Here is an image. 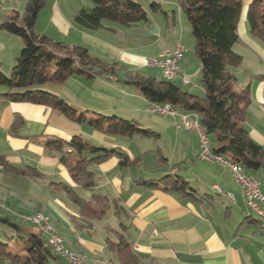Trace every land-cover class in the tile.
I'll use <instances>...</instances> for the list:
<instances>
[{
	"label": "crops",
	"instance_id": "crops-1",
	"mask_svg": "<svg viewBox=\"0 0 264 264\" xmlns=\"http://www.w3.org/2000/svg\"><path fill=\"white\" fill-rule=\"evenodd\" d=\"M66 1L68 3L65 6ZM135 1L139 3L138 0ZM239 1L241 8L237 24L238 41L243 38L251 43L261 55H264L262 40L260 39V42L258 37L250 32L247 22L248 8L253 0ZM24 2L26 4L27 0L2 1L1 9L7 12L3 21H6L7 17L14 12L21 14L18 7ZM79 4L77 0H46L45 6L38 14L34 31L54 41L64 42L69 49L74 46H83L93 56L108 62L121 63L116 65V71L110 77L96 75L92 79L100 77L110 83H126L124 81L125 73H137L136 70L147 65L146 58L140 54L122 51L113 43L96 35L95 32H91L90 29L76 24L74 15L80 8ZM67 7L70 8L66 9ZM162 13L166 12L162 11ZM98 29L92 31H98ZM1 30L4 31V29ZM0 45H3L2 41H0ZM229 70L238 78L235 89L242 90L247 85L250 87L251 102L246 109L245 126L250 139L264 148V73L257 71L258 73H253L250 77L243 74L237 76L230 67ZM76 77L84 78L82 75ZM102 80H100L101 83H103ZM6 92V89L3 92V89L0 88V154L12 165L20 168L29 166L41 174L39 176H20L53 179L48 187V190L53 194L63 191L57 184L64 183L86 200H89L92 194H106L119 201V214H116L115 208L111 206L102 219L96 220L84 218L76 204L75 209L69 210L68 213L63 212L61 206H64V203L58 199L56 201L60 204H55L50 197L43 201L38 200L34 209L25 215L26 217L36 211L42 212L57 228L65 247L75 252L85 253L89 258L88 264H107L109 262L115 264L116 258L107 251L105 241L108 238L116 242L119 234L131 242L132 250L139 255V264H264V222L252 217L251 213L253 212L250 211L251 213L248 214L246 209L243 210L245 202L242 188L232 178L229 168L216 165L219 173L213 174V181L207 188L215 192L213 186L216 185L223 192L233 194L235 201H230L224 194L215 192L228 199L230 207L226 206L222 214L219 212L220 208L213 205L212 197L200 188H193L196 191V197H209V199L200 201L188 195L183 196L178 191H167L156 185L137 183V180L146 178L141 174L134 175L131 171L132 168L140 169L142 162L140 165L119 170L116 156H111L99 164L88 167L94 173L95 185L85 188L72 179L67 168L58 161L55 154L46 153L43 144L47 138L69 140L72 136H80L82 140L95 145L119 148L132 159L140 155L144 157L145 152L130 150L127 145V141L130 139L125 136L102 133L84 124L73 122L47 106L10 101L3 96ZM145 99L150 103L146 97ZM74 108L78 111L92 110L81 103H75ZM17 115L21 118L22 123L16 134H13L11 125ZM165 126L167 127V125ZM177 129L181 130L182 128ZM179 130H174L175 143L178 145V142L183 140V148L190 149L188 158H191L190 160L195 164L194 156L199 158L198 137L193 131L182 129V132H179ZM191 139H195L196 146L194 148L189 147L190 144L186 141ZM212 142L211 147L213 148ZM158 153L161 157L163 156L161 150H158ZM163 157L166 159V164L169 165L168 157ZM181 158L183 159L180 161L185 160L186 157ZM199 159L203 161L201 158ZM174 164L177 165L180 162L170 164L168 173L164 174L181 176L176 167L171 169V165ZM207 165L215 164L207 163ZM245 173L260 182L261 191L264 193V168L245 171ZM191 174L199 176L200 180L207 179L205 175H199L194 170H191ZM184 179L188 181L190 177ZM36 191L47 195L44 189L39 188ZM66 197L68 198L67 195ZM108 212H111L115 220L118 221L116 225L106 223L105 217ZM25 217H21V221H17L31 226L26 222ZM259 217L263 218L264 216ZM99 222H105L106 225L98 227ZM32 229L36 231L35 228L32 227ZM0 264L12 263L4 259Z\"/></svg>",
	"mask_w": 264,
	"mask_h": 264
},
{
	"label": "trees",
	"instance_id": "trees-1",
	"mask_svg": "<svg viewBox=\"0 0 264 264\" xmlns=\"http://www.w3.org/2000/svg\"><path fill=\"white\" fill-rule=\"evenodd\" d=\"M90 7H81L74 15V22L84 28L96 30L107 19L122 25H132L148 20L145 11L135 0H90ZM46 0H27L21 14L14 12L0 23V29L21 37L23 46L15 58L10 74L0 71V85L6 87L3 94L10 101L28 102L50 107L69 120L84 124L92 129L110 135L157 137L158 133L142 129L134 120L94 111H78L59 95L41 89L45 83L62 84L71 76L92 78L96 75L110 77L115 73L116 61L108 62L90 54L83 46L71 49L61 41L34 31V25ZM188 18L195 40V52L200 60V83L202 97L183 92L173 81L156 80L151 76L126 72L124 81L134 85L150 101L172 103L182 111H196L201 117L207 135L213 137L215 152L224 153L240 163L244 171L264 168V148L253 142L245 126L247 106L251 102L250 87L235 89L238 78L229 70V63L240 62L241 56L232 51L238 41L237 24L241 2L239 0H179ZM154 12L160 11V4L151 2ZM250 32L264 44V0H253L247 12ZM22 120L17 115L11 125L16 134ZM46 153L55 154L72 179L85 188L95 185L90 165L99 164L111 156L118 158V168L140 165L143 155L130 158L113 147L108 148L72 136L69 140L47 138L44 141ZM166 162V159L160 156ZM178 165V164H177ZM176 165H171L175 169ZM0 169L14 175L39 176L35 168L17 167L0 154ZM142 185H156L167 191H178L183 196L200 201L209 197H196V191L182 176L168 174L159 179H141ZM68 198L79 207L84 218L102 219L113 206L119 214V201L106 194H92L89 200L79 196L67 184H57ZM121 207V206H120ZM0 223L12 230V242L0 240V262L4 259L12 264H65L46 244L43 236L0 210ZM123 226L122 223H120ZM116 242L106 239L108 252L116 258L115 264H139V255L132 250L131 242L119 234Z\"/></svg>",
	"mask_w": 264,
	"mask_h": 264
},
{
	"label": "rangeland",
	"instance_id": "rangeland-1",
	"mask_svg": "<svg viewBox=\"0 0 264 264\" xmlns=\"http://www.w3.org/2000/svg\"><path fill=\"white\" fill-rule=\"evenodd\" d=\"M2 1L4 0H0V4H2ZM138 1L147 15L148 20L146 22H137L126 26L103 19L101 23L102 27L105 28H100L98 31L91 30V32H95L96 35L113 43L122 51L143 55L146 61L155 59L172 50L177 44H180L183 49V54L179 65L182 75L188 80V83H184L182 77L175 78L172 81L181 91L195 97H202L203 89L200 83L201 63L195 52V40L188 18L184 10L181 9L179 0ZM77 2L80 3V8L90 7L92 5L90 0H77ZM150 2L159 3L162 11L166 13H162V11L154 12L150 7ZM67 3L68 1H66L65 6ZM24 5L25 2L18 7L21 13L24 10ZM69 8L67 7L66 9ZM6 13L5 10L1 9L0 5V22L5 19ZM174 14L175 17L173 18ZM107 27L108 29H106ZM0 32H2L0 34V41L3 43V45H0V71L8 76L10 69L15 63L16 56L20 53L23 41L16 34L5 30H1ZM257 39L260 41L259 37ZM232 51L241 56V60L237 65L235 63H229L230 69L234 70L237 76L243 74L250 77L253 73H258L257 71H263L262 73H264V55H261L251 43L241 38L232 46ZM136 71L141 75L154 77L156 80H164L161 70L158 67H151L147 64L144 68ZM100 80H102L100 77L86 79L85 77L72 76L65 83H45L40 88L53 91L51 93L59 95L66 102L70 101L68 103L71 106L73 105V107L75 103H81L92 109L90 111L99 113L102 111V113L115 115L122 119L134 120L140 128L158 133L157 137L136 136L130 139L133 141H127L130 150L145 152L143 160L141 161L142 165L139 167L140 169L132 168L131 172L134 175L141 174L146 179L159 178L165 176V172L168 173L170 164L180 162V164L176 165L179 174L186 179L190 177L188 182L191 188H200L206 191L212 197L213 205L220 208L219 212L222 214L229 204L228 199L217 195L215 193L216 191L214 192L211 189L209 191L207 189L213 181V174L219 173L216 169V164L211 166L207 165L206 161H200V157L198 158L197 156H194L196 162L193 164L192 160H190L191 158H188L190 157V149L185 150L183 148V140H180L178 145L175 143L176 136L174 130L179 129L175 127L174 120L150 113L149 103L134 85L121 82L110 83V81H104V79L102 80L103 83H101ZM0 88L3 89V92L6 89L2 85ZM179 132H182V129ZM209 140L211 143L213 137L210 136ZM186 141L190 144L189 147L194 148L196 146L195 139ZM134 145L135 147H133ZM158 150H161L163 156L168 157L170 160L169 165L160 159ZM181 157L186 158L180 161V159H183ZM191 170H194L199 175H205L207 179L200 180L199 176L191 174ZM256 176L261 179L258 174ZM191 177L193 178L191 179ZM52 180L45 179L44 177L29 178L14 175L13 173L4 172L0 169V210L8 213L10 217L21 221V217H25V215H28L34 209L38 200L43 201L49 197L52 198L55 204L58 199L64 203V206H61L63 212L68 213L69 210L75 209V203L71 202L63 191H58L53 194L48 190ZM39 188L44 189L47 195L45 196L37 192L36 189ZM231 206L233 207V205ZM242 208L243 210L246 209L245 211L248 214L253 212L251 213L252 217L261 219L264 222V217L260 218V215L248 207L246 203H243ZM45 211L47 212V209ZM105 218L106 223H109V225H116L118 222L112 216L111 212H108ZM229 221L233 222L232 220ZM101 225L106 224L105 222H99L97 226L99 227ZM12 233L9 227L0 223V240L12 242Z\"/></svg>",
	"mask_w": 264,
	"mask_h": 264
},
{
	"label": "built area",
	"instance_id": "built-area-1",
	"mask_svg": "<svg viewBox=\"0 0 264 264\" xmlns=\"http://www.w3.org/2000/svg\"><path fill=\"white\" fill-rule=\"evenodd\" d=\"M183 49L180 44H177L172 50L160 55L155 59H149L146 64L151 67H158L161 70L165 80L172 81L175 78L182 77L184 83L188 80L182 75L179 62L182 58ZM149 111L153 114L162 117L172 118L177 128L190 130L196 133L198 137L200 152L199 157L207 163L216 164L229 168L232 178L242 188L243 196H247V201L253 204L254 208L264 212L263 202L264 193L261 191L260 182L253 179L252 176L245 173L243 166L234 161L230 156H225L224 153L215 152L211 147L209 136L206 133L204 126L201 124V117L196 111H182L172 103L150 102ZM217 192L225 193L218 190V186H213ZM228 193L232 200L234 196ZM235 201V200H234ZM27 222L39 232L45 239L46 244L52 249L56 256L61 258V255H68V263L65 264H83V261L89 260L87 255L83 257H75L72 255V250L65 247L63 240L57 228H51L46 225V218L43 213L36 211L29 216H26ZM112 264V263H107Z\"/></svg>",
	"mask_w": 264,
	"mask_h": 264
},
{
	"label": "bare ground",
	"instance_id": "bare-ground-1",
	"mask_svg": "<svg viewBox=\"0 0 264 264\" xmlns=\"http://www.w3.org/2000/svg\"><path fill=\"white\" fill-rule=\"evenodd\" d=\"M253 179H255V178L253 177ZM213 189L217 192V190L214 187H213ZM218 190L222 191L220 187H218ZM220 194H225L230 200H232L231 196L228 193H220ZM243 199H244L245 203L247 204V206L250 207L254 212H256L260 216H264V212L257 210L256 208H254L253 204H251L249 201H247V196H243ZM232 201H234V200H232ZM263 205H264V202H263ZM43 217L46 218L44 215H43ZM46 225H48L51 228H56L47 218H46ZM72 255L75 257H83L85 254L81 253V252L72 251ZM61 257L66 261V263H68V255H61ZM88 263H89V260L83 261V264H88Z\"/></svg>",
	"mask_w": 264,
	"mask_h": 264
}]
</instances>
